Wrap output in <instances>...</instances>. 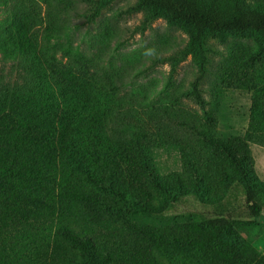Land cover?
Instances as JSON below:
<instances>
[{"label":"trees","instance_id":"1","mask_svg":"<svg viewBox=\"0 0 264 264\" xmlns=\"http://www.w3.org/2000/svg\"><path fill=\"white\" fill-rule=\"evenodd\" d=\"M258 2H137L146 22L165 19L187 32L182 58L191 57L198 69L193 95L199 99L210 41L240 36L252 42L231 53L220 82L253 93L246 135L205 136L221 156L215 184L199 173L188 179L158 174L147 134L135 139L112 125L116 89L98 80L74 49L39 38L34 15L16 20L0 41V55L22 61L37 84L10 90L0 78V264H264L231 213L165 225L138 220L163 215L186 197L219 206L235 182L242 184L249 216L264 212V181L248 149V141L264 146V1ZM57 51L65 55L58 58ZM54 112L55 135L43 138L35 128ZM216 122L206 117L201 130Z\"/></svg>","mask_w":264,"mask_h":264},{"label":"rangeland","instance_id":"2","mask_svg":"<svg viewBox=\"0 0 264 264\" xmlns=\"http://www.w3.org/2000/svg\"><path fill=\"white\" fill-rule=\"evenodd\" d=\"M104 1L0 0V41L19 17L34 15L39 38L74 49L84 56L83 62L98 80L116 89L117 116L112 125L135 139L147 134L158 174L178 172L188 179L199 173L215 184L220 179L221 156L205 145V136L222 140L245 137L253 93L220 82L231 53L252 42L240 36L210 41L211 65L199 85V99L193 95L198 69L191 57L182 58L188 43L185 29L165 19L146 22L137 8L138 0H109L91 17ZM64 55L57 51L58 58ZM0 78L10 90L37 84L22 61H4L1 55ZM57 116V112L47 116L35 130L43 138H53ZM209 116L217 122L210 131H202ZM188 122L195 130L188 128ZM248 146L255 172L264 181V146L255 141H248ZM247 208L242 184L235 182L219 206L186 197L163 215L138 220L165 225L231 213L239 221L240 236L264 254V212L252 218Z\"/></svg>","mask_w":264,"mask_h":264}]
</instances>
